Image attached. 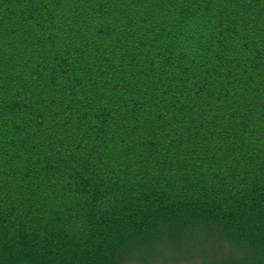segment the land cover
<instances>
[{"label": "trees", "instance_id": "trees-1", "mask_svg": "<svg viewBox=\"0 0 264 264\" xmlns=\"http://www.w3.org/2000/svg\"><path fill=\"white\" fill-rule=\"evenodd\" d=\"M102 1L0 0V116L11 120L0 136V264H115L173 231L197 241L204 264H261L246 252L264 244V94L251 88L264 84V0H185L151 41L129 28L145 0ZM195 17L211 32L197 30L203 52L190 48ZM180 54L192 62L183 72L172 67ZM49 85L81 88L68 99L81 130L59 105L46 109ZM187 85L194 106L180 96ZM118 143L139 164L107 152Z\"/></svg>", "mask_w": 264, "mask_h": 264}, {"label": "bare ground", "instance_id": "bare-ground-1", "mask_svg": "<svg viewBox=\"0 0 264 264\" xmlns=\"http://www.w3.org/2000/svg\"><path fill=\"white\" fill-rule=\"evenodd\" d=\"M138 1V0H136ZM185 0H147L145 2H143V4H139V7L136 8L138 14L140 15L141 19L140 21H135V22H132L130 23L129 25V28L131 30H134V33H137V34H141L143 36L144 39H146L147 37L150 38V41L151 40H154L155 37H157L159 34H161L162 30H166L165 28L169 26V24H176L177 21L175 20L174 21V17L172 16H169V15H165L167 14V12H171L173 13L177 7L182 4ZM109 3V0H104L102 1V4H106ZM142 2V0H141ZM167 11V12H166ZM102 19V18H101ZM197 18H193V20L195 21ZM206 19L204 17H200L199 20L193 24V29L194 30V34H195V38L193 39V42L191 43V49L193 50L195 48L196 52H203V49L200 48V49H197L198 47H203L201 45V43H198L197 42V30L200 32V37H205L207 33H211L209 32L210 31V28L209 26L208 27H204V23H207L208 21H205ZM105 22L103 19L102 20H97L96 23H94L93 26L90 27V32L92 33H95L97 34L98 33V30H99V26L101 23ZM193 21V22H194ZM197 22H198V27H197ZM132 24V25H131ZM125 30V29H124ZM74 34V33H73ZM148 40V39H147ZM201 40V38H200ZM149 41V40H148ZM106 47L108 48H116V42H110V43H104ZM113 46V47H112ZM185 49L188 50V48L186 47ZM125 56L126 53H125ZM184 56V55H183ZM180 57H181V54L180 55H177L176 57V61L174 60V65L172 66L174 70H177L179 72H183V71H186V66H191L192 62H191V59L189 58V56H184V59L183 61H180ZM95 59V57H92ZM140 59H144L143 56H139ZM119 59H123V57L121 56ZM126 63L124 60H121L120 61V64L119 66H126ZM116 66V65H115ZM139 64L134 63V64H131L130 67L128 68V71L132 72L131 74H129V77L132 78L134 81L135 79L137 80L138 76H137V73H138V70L141 69L142 66H140V69L139 67ZM43 67V66H36L34 68V73L38 72L40 75V78L41 76L47 74L48 73H51L50 72V65H46L44 66V70L42 72V70L40 71V68ZM122 69V68H121ZM123 73V72H121ZM172 74V73H171ZM173 75V74H172ZM156 79L159 78L158 75H156L155 77ZM153 79V78H152ZM114 82H117V85L120 86V83H121V80L120 79H117V78H114L113 79ZM85 81V80H83ZM50 88H52L53 90L49 89V93L47 91V89H45L44 93L50 98L48 100V103L47 105L45 103H43L44 105H46V109L48 110L50 107V105H54L56 108H57V105H59L60 107V111L61 113L65 114L67 117L70 116L72 118V122L73 123H76V128L81 130L82 127L80 124H83L84 122V114L82 113V110H81V107H78V110L81 111L80 113L78 114H74L75 113V110L73 108H70L69 107V98L73 99V100H78L76 99L78 93H80V89H77L76 91L72 92V91H68V90H61V89H58V88H54L53 86L49 85ZM196 89L194 86H191V85H187L186 86V89L184 88L183 90L185 91H182V93H180V96H182L184 98V100H186L190 106H194L195 104H197V89ZM191 90V94H187L186 91L187 90ZM44 90V89H43ZM44 93L41 94V97H44ZM81 94V93H80ZM67 95V96H66ZM39 96L40 95H36V99L39 101ZM81 96V95H80ZM86 101V100H85ZM83 106V104H82ZM53 107V108H55ZM149 109V107H147ZM54 109H52L53 111ZM150 110V109H149ZM148 110H146L147 112ZM54 112V111H53ZM60 115V114H59ZM59 115H55L59 117ZM72 115H76V116H73ZM49 118L51 119H54V115H50ZM10 118L7 116V117H1L0 116V136L3 135V132L5 130V127H9L10 125V121L9 120ZM48 127L51 128L52 127V122L51 120L48 121ZM94 128V127H92ZM96 130V128H95ZM97 131V130H96ZM121 143H118V144H109L107 147V152H109V154L111 155L112 154V157H114L115 159H118L119 157L120 158H124L123 156H126V159H128V164L129 165H132L131 162H134L133 159H136L138 157H133L131 155H126L124 153L121 152V150H125V147L123 145H120ZM117 149V150H116ZM131 152V150H129ZM131 156V157H130ZM139 159H136L135 162L139 164ZM188 167H190V169H195L193 164H188ZM119 169L121 172H125V170L119 166ZM143 169V168H142ZM116 178L119 180V177L116 176ZM116 180L115 179H112V183L110 182L109 186L112 188L115 184H116ZM19 190H22V187L24 188L25 187V183H19L16 185V189ZM110 188V189H111ZM109 192V191H108ZM107 192V193H108ZM105 193V192H103ZM107 193L105 195H107ZM5 217V215H0V219ZM185 218H188V217H185ZM179 226H181V228L183 229H187L188 227H186L185 225L183 224H178ZM170 226H172L169 222V220L167 221H163L161 224H160V228L159 229H162L163 231L162 232H165V231H169L168 228H170ZM159 238V235L157 236V239ZM170 238V241L169 239ZM167 238V244H171V245H175L179 242V240H183L184 237H179V235L173 231V233L171 235H169ZM155 239V241L157 240ZM157 241H160V240H157ZM165 241V240H163ZM160 244H163L162 242Z\"/></svg>", "mask_w": 264, "mask_h": 264}, {"label": "rangeland", "instance_id": "rangeland-1", "mask_svg": "<svg viewBox=\"0 0 264 264\" xmlns=\"http://www.w3.org/2000/svg\"><path fill=\"white\" fill-rule=\"evenodd\" d=\"M145 1H147V0H145ZM180 9H181V7H179L175 11V13H173V14H176L175 18L179 15ZM172 17H174V15ZM188 25L191 26V23H189ZM204 25H205L204 27H207V23H204ZM178 31L180 32L179 29H178ZM252 84H251V88L253 90H255L256 92L261 91L264 94V84H261V83H252ZM222 91L226 92V90H224V89L220 90V92H222ZM208 97L211 99V100L209 99V101H211V103H218V101H217L218 99L215 100L214 95L210 94V95H208ZM260 135H261L260 133H256V134L254 133L253 136L255 137V140H256L259 138ZM155 169H157V168L155 167ZM166 171L167 170H165V174H166ZM235 191H237V190H235ZM234 195H236V194H234ZM237 195H239V194H237ZM242 196L243 195H240L239 197H235V198L237 201H239L240 198H242ZM231 197H233V195ZM200 219H201V217L199 218V220ZM227 230H230V229H227ZM260 231H263V229H260L259 232ZM207 232H209V231H207ZM253 236H257V235H253ZM192 237H194V236H192ZM70 238H72V237L70 236ZM161 239H164V238H161ZM186 239H188V240H186ZM169 241H170V239H169ZM161 242L163 244H160ZM195 242H197V241H194V238H192V240H191L187 237H184L183 240H179V242L175 245L167 244L168 243L167 240H165V241L160 240V241H157L156 243L154 242L153 244L150 245L152 249L150 251H148L149 253L146 255L145 258H137V257H139L137 254H133L131 256H125V257L124 256H121V257L118 256L115 260V264H204L203 260H201V257L199 256V254L202 252V250L197 251V243H195ZM239 242L242 244H238V246H242L243 244L246 243L245 239H243V238H241V240H239ZM70 243H71V240H70ZM262 244L258 243L257 241L254 242V240H252L251 243H249V247L252 246L253 250L249 249L246 252V255L249 257L254 255L259 259L261 264H264V244L263 245ZM227 246H228L227 243L220 242L216 245V248L217 249L220 247L226 248ZM17 247H19V246H17ZM20 247H22V246H20ZM206 249H208V248H206ZM242 250H244V247H242L240 249L239 253ZM118 251H119V247L117 248L116 254L118 253ZM14 252H15V250H14ZM48 253H51V252L49 251ZM55 253H57V252H55ZM240 254H242V253H240ZM209 256H211V255H208L207 257H209ZM35 262L36 261H33V259L26 258L25 261H23L20 264H40V263H37V262L35 263ZM255 262H256L255 264H257V261H255ZM216 264H221V261L219 260V262Z\"/></svg>", "mask_w": 264, "mask_h": 264}]
</instances>
